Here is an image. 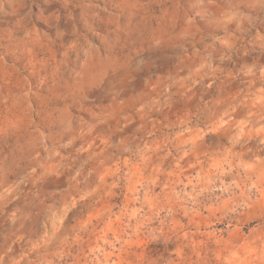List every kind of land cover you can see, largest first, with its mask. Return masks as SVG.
<instances>
[{
  "label": "clouds",
  "instance_id": "obj_1",
  "mask_svg": "<svg viewBox=\"0 0 264 264\" xmlns=\"http://www.w3.org/2000/svg\"><path fill=\"white\" fill-rule=\"evenodd\" d=\"M0 264H264V0H0Z\"/></svg>",
  "mask_w": 264,
  "mask_h": 264
}]
</instances>
